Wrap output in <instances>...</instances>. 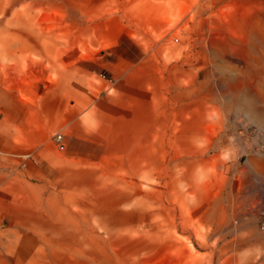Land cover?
Returning a JSON list of instances; mask_svg holds the SVG:
<instances>
[{"label":"rangeland","instance_id":"1","mask_svg":"<svg viewBox=\"0 0 264 264\" xmlns=\"http://www.w3.org/2000/svg\"><path fill=\"white\" fill-rule=\"evenodd\" d=\"M263 211L264 0H0V264H264Z\"/></svg>","mask_w":264,"mask_h":264},{"label":"built area","instance_id":"2","mask_svg":"<svg viewBox=\"0 0 264 264\" xmlns=\"http://www.w3.org/2000/svg\"><path fill=\"white\" fill-rule=\"evenodd\" d=\"M57 140H61V134H58L57 137H56ZM264 213V211H263Z\"/></svg>","mask_w":264,"mask_h":264}]
</instances>
